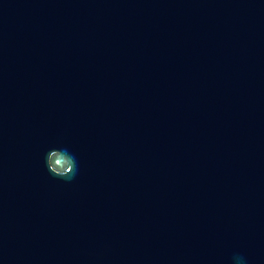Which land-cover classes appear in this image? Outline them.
<instances>
[{
  "label": "water",
  "instance_id": "1",
  "mask_svg": "<svg viewBox=\"0 0 264 264\" xmlns=\"http://www.w3.org/2000/svg\"><path fill=\"white\" fill-rule=\"evenodd\" d=\"M235 254L264 264V0H0V264Z\"/></svg>",
  "mask_w": 264,
  "mask_h": 264
},
{
  "label": "clouds",
  "instance_id": "2",
  "mask_svg": "<svg viewBox=\"0 0 264 264\" xmlns=\"http://www.w3.org/2000/svg\"><path fill=\"white\" fill-rule=\"evenodd\" d=\"M45 166L52 176L66 181L72 180L79 171L77 158L66 147L50 149L45 155ZM232 264H247V259L235 254Z\"/></svg>",
  "mask_w": 264,
  "mask_h": 264
}]
</instances>
